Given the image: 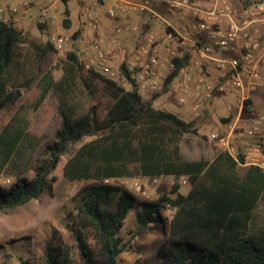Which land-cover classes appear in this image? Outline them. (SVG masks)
I'll list each match as a JSON object with an SVG mask.
<instances>
[{"label": "trees", "instance_id": "1", "mask_svg": "<svg viewBox=\"0 0 264 264\" xmlns=\"http://www.w3.org/2000/svg\"><path fill=\"white\" fill-rule=\"evenodd\" d=\"M61 1L65 4L61 24L69 28L68 0ZM79 33L73 31L72 38ZM65 56L61 74L54 78L53 43L37 40L15 22L0 19V111L19 107L26 93L39 86L31 108L51 116L53 133V141L44 144L40 159L31 167V176L17 174L8 185L0 184V210L50 194L49 174L67 144L92 137L62 167L68 181L92 180L79 189L66 211L64 226L70 242L48 239L40 255H18L19 264H117L119 255L131 246L119 235L130 210L137 222L132 237L151 223H162L167 237L157 251L167 264H264V223L255 222L258 204L264 205V171L248 164L241 172L239 167L246 162L241 149L235 155L220 149L211 160L185 159L180 142L187 133L198 134V128L193 121L154 106L152 99L144 100L124 60L119 70L129 89L86 67L75 52ZM173 61L175 68L164 80V91L183 65L180 58ZM14 67L19 70L17 83L9 72ZM249 103L244 101L246 106ZM12 117L0 131L1 168L11 160L23 134L9 132ZM138 175H187L189 188L183 193L178 183L168 184L150 200L111 180ZM167 205L174 211L166 229L162 212Z\"/></svg>", "mask_w": 264, "mask_h": 264}, {"label": "rangeland", "instance_id": "2", "mask_svg": "<svg viewBox=\"0 0 264 264\" xmlns=\"http://www.w3.org/2000/svg\"><path fill=\"white\" fill-rule=\"evenodd\" d=\"M20 0H0L6 5L17 4ZM28 2V12L24 15L16 14L18 20H11L21 27L24 31H28L32 37L40 41H50L52 35H60L68 37V42L62 52L56 50V58L53 63L52 70L54 78H58L61 74L60 65L65 59V54L68 51H73L86 67H90L101 72V67L97 63L88 65L85 60L81 59L83 54L93 56L95 49L94 44H98L103 50H110V44L107 42L104 35L106 26L111 23V19L107 16L105 5L100 7V24L96 31V36L87 34L82 30V18L80 16V0H68L66 6L71 12V26L64 28L61 24L63 18V10L65 4L60 0L57 7L48 8V3L42 0H26ZM242 0H238V9H241ZM253 2V0H250ZM251 2L247 5L249 7ZM235 7V6H234ZM44 12V16L41 13ZM141 15H136V19L141 18ZM41 23L42 26L38 24ZM79 30L80 33L76 39L72 38V33ZM130 47V46H127ZM85 52V53H84ZM119 52H117L118 54ZM121 55L117 58H112L107 55V59L103 61V65H107L111 70L118 69V63ZM126 58V57H125ZM11 80L17 83L19 79V70L14 67L10 71ZM110 77V76H108ZM119 84L126 89L131 88L128 81L122 76H112ZM162 76L157 78L162 85ZM162 87V86H161ZM162 88L157 89L152 93H145L142 97L144 100L152 99L154 106L169 110L176 113L181 118L187 121H193L198 128V134L187 133L184 139L180 142L181 154L185 159L205 158L211 160L214 155L223 147L218 145L215 139H211V132H222L226 129L225 123L232 121L239 112L240 100L238 95H230L227 100H232V108L225 111L221 106L211 107L204 99H199V104L202 106L199 115H195L193 105L196 100L192 95H188L186 102L178 100L179 91L173 87L172 83L167 91ZM40 87L37 86L33 92L26 93V98L23 103L13 110L0 111V131L5 122L13 115L9 122V132L14 134L16 131L22 130L17 149L15 150L11 160L1 168L0 165V184L8 185L14 179L15 175H32L31 167L38 162L41 157L45 143L53 141L52 120L50 115H42L32 110L31 101L39 94ZM253 94V93H252ZM252 97V98H251ZM248 99L250 103L240 112V119H250L256 115L264 114V91L259 95H251ZM221 117H229V120L222 122ZM204 135L207 138H204ZM92 137L83 136L80 139L70 142L65 147L62 154L59 156L56 167L49 174L52 179L53 190L50 194L44 193L40 199L30 200L20 206L0 210V264H19L18 255L33 254L40 255L44 248L45 241L48 239H60L70 242V236L65 229L66 211L71 204L73 197L81 187L92 182V180H76L68 181L62 175V167L66 159L70 157L75 150L84 142H87ZM252 143L264 144V131L262 134L256 135L249 139ZM243 143L239 140L232 141L230 147L233 148L232 154L235 155L238 149L242 148ZM247 151V150H246ZM245 153L246 162L244 166H240L241 172H244L246 165L249 163ZM261 157V156H260ZM1 162V161H0ZM178 177L175 176H160L156 178L134 176L127 177L125 188L129 189L136 196L154 200L157 196L166 189L168 184L178 183ZM134 181L144 185L145 193L136 192L130 187ZM179 184V183H178ZM180 191L185 193L188 188V179L186 183H180ZM174 209L167 205L163 210L164 225L167 229L168 221L173 214ZM135 212L130 210L123 220L119 230V235L123 241H128V250H124L118 257L117 264H167L166 261L158 254V247L166 239L167 232L163 230L161 222L151 223L150 226L144 229L141 233L132 237L131 234L137 227ZM255 222L264 223V205L259 203L255 210ZM2 252L9 254L6 258L2 257Z\"/></svg>", "mask_w": 264, "mask_h": 264}, {"label": "built area", "instance_id": "3", "mask_svg": "<svg viewBox=\"0 0 264 264\" xmlns=\"http://www.w3.org/2000/svg\"><path fill=\"white\" fill-rule=\"evenodd\" d=\"M42 1L50 5L55 2ZM80 1L82 30L87 34L96 32L100 24V1ZM153 4H163L164 9L172 13H178L187 7L192 18L187 25L183 24L179 28L172 27L164 20L163 31L157 36L150 34L144 38L132 57L126 55L125 58L123 55L117 64V70H111L102 62L107 59L108 54L113 59L119 56L118 49L124 43L122 37L131 38L147 32L140 21L131 22L126 27L114 23L107 29L109 34L106 37L112 48L103 50L98 44H94V55L83 54L80 58L88 65L97 63L101 72L110 77L122 75L119 65L124 60L131 77L137 82L141 96L159 88L163 89L166 76L175 68L173 59L180 58L183 65L170 82L179 91L178 100L186 102L188 95H192L196 100L193 105L195 115H199L202 107L199 99L206 100L214 108L221 106L227 112L233 104L227 98L233 94L238 95L240 106L237 116L224 124L226 129L221 133L215 131L209 136L231 154L233 148L230 143L241 141L243 152L247 150L249 163L258 165L264 171V147L262 143L249 141L264 131V114L250 119L239 118L244 101L252 93L264 91V0H253L249 7L241 9L234 7V0H208L206 4L193 0H116L106 10V14L111 20L117 21L120 14L129 11H149L152 22L157 23L162 16L153 9ZM27 12L26 0H20L13 5L0 2V19L4 22L18 20L17 13L24 15ZM41 15L44 16V12ZM50 41L57 51L62 52L68 37L52 35ZM159 76L163 77L162 85L157 80ZM178 178L179 184L187 181V175H180ZM111 180L121 186L127 183V177ZM109 181L110 179H104V182ZM130 187L136 192L145 193L144 185L137 181L132 182Z\"/></svg>", "mask_w": 264, "mask_h": 264}, {"label": "crops", "instance_id": "4", "mask_svg": "<svg viewBox=\"0 0 264 264\" xmlns=\"http://www.w3.org/2000/svg\"><path fill=\"white\" fill-rule=\"evenodd\" d=\"M100 4L99 7H102L105 5V2L107 3L106 7L109 8V6L114 3L116 0H99ZM126 1H134L138 2L140 0H126ZM195 2H201L203 4H206L208 0H193ZM60 0H55L54 5L48 4V8L52 9L53 7H57L58 3ZM251 2L250 0H242L241 5L243 4L244 7H247V5ZM81 3V1H80ZM238 0H234V5L235 7H238ZM252 4V2H251ZM165 5L163 4H153V9L159 13L162 16V19L159 20L157 23L152 22V17L151 13L149 11L143 12V13H135L134 11H129L124 14H120L118 16L117 21L111 20V23L106 26V33L104 35V38L108 36V31L107 29L111 26L114 25V23L119 24L121 27H126L128 24L134 21H140L143 27H145V30L147 31L143 35H135L134 37H129V38H123V45L122 48L118 49L119 54L123 57V55L126 57L128 55L129 57L133 56V52L136 50L137 46L139 43L144 40V38L148 37L150 34L153 36H157L161 31L164 29V20L169 23L172 27L179 28L181 25H187L189 20L192 18V15L190 14V9L187 7L184 8V10H179L178 13H172L170 11H167L164 9ZM107 8V9H108ZM136 15H141L139 19H136ZM71 16V12H70ZM96 32L91 33L92 36H96ZM109 43V41L107 40ZM110 44V43H109ZM130 46V47H127ZM112 46H110V49ZM121 57V58H122ZM263 91H257L253 93L255 96L259 95ZM252 94V95H253ZM252 98V97H251Z\"/></svg>", "mask_w": 264, "mask_h": 264}]
</instances>
